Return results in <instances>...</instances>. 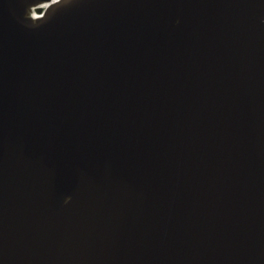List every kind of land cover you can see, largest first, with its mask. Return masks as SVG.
Wrapping results in <instances>:
<instances>
[{"label":"water","instance_id":"1","mask_svg":"<svg viewBox=\"0 0 264 264\" xmlns=\"http://www.w3.org/2000/svg\"><path fill=\"white\" fill-rule=\"evenodd\" d=\"M41 1L0 0V264H264V0Z\"/></svg>","mask_w":264,"mask_h":264},{"label":"bare ground","instance_id":"2","mask_svg":"<svg viewBox=\"0 0 264 264\" xmlns=\"http://www.w3.org/2000/svg\"><path fill=\"white\" fill-rule=\"evenodd\" d=\"M58 0H44L41 2H37V5H30L25 12V16L30 17L33 21L41 17L42 15L44 16L47 10V7L50 6L52 3H55ZM41 8V12H37L36 8Z\"/></svg>","mask_w":264,"mask_h":264}]
</instances>
